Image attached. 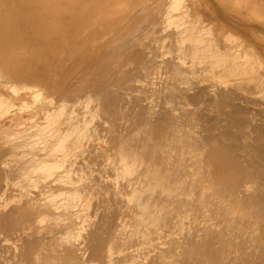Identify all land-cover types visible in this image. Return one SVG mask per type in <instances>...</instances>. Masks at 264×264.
<instances>
[{
	"label": "bare ground",
	"instance_id": "obj_1",
	"mask_svg": "<svg viewBox=\"0 0 264 264\" xmlns=\"http://www.w3.org/2000/svg\"><path fill=\"white\" fill-rule=\"evenodd\" d=\"M0 264H264V0H0Z\"/></svg>",
	"mask_w": 264,
	"mask_h": 264
}]
</instances>
